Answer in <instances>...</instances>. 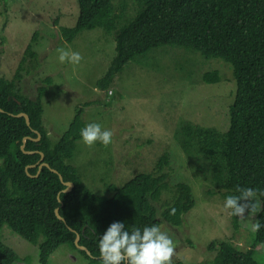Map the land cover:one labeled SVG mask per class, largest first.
<instances>
[{
    "label": "trees",
    "instance_id": "1",
    "mask_svg": "<svg viewBox=\"0 0 264 264\" xmlns=\"http://www.w3.org/2000/svg\"><path fill=\"white\" fill-rule=\"evenodd\" d=\"M76 0L78 15L72 27H60L58 34L70 42L84 30L102 28L114 37V56L106 73L97 80L100 91L111 93V85L124 66L159 46L194 50L204 59L219 58L227 63L235 81V96L229 106L228 127L218 130L192 123H182L175 139L187 160L200 162L204 179L218 190L221 199L238 195L237 187L264 189V0ZM135 14L123 18V5ZM34 32L25 47L12 77L0 74V230L6 225L15 235L37 248L39 264L60 246L85 247L86 258L100 264L98 235L114 221L125 222V228L166 223L180 227L182 217L194 207L191 186L177 183L170 201L157 209L155 204L168 188L171 169L168 153L154 161L151 170L134 175L121 186H107L109 196H98L82 182L80 173L67 161L74 154L80 130L85 126L78 108L67 129L52 143L42 125V99L50 85L45 77L35 89V97L24 96L17 86L23 66L31 67L37 60L33 45ZM171 50V49H169ZM29 72V71H28ZM205 84L218 82L216 70L204 72ZM110 95V94H109ZM91 104V103H90ZM88 103V105H90ZM87 106V105H85ZM24 113V118L12 117ZM226 117V116H225ZM25 151L20 150L22 139ZM43 162L56 170L63 182H71L69 192L58 175L36 165ZM198 161V162H197ZM207 195H214L212 190ZM255 216L264 223V198ZM154 203V204H153ZM58 209L59 221L54 214ZM231 226L237 230V217L231 216ZM248 249L240 250L230 242H211L215 251L213 264H259L255 258L261 247L264 253V228L255 231ZM14 250L0 239V264L22 263ZM174 264V263H171ZM178 264V263H177Z\"/></svg>",
    "mask_w": 264,
    "mask_h": 264
},
{
    "label": "rangeland",
    "instance_id": "2",
    "mask_svg": "<svg viewBox=\"0 0 264 264\" xmlns=\"http://www.w3.org/2000/svg\"><path fill=\"white\" fill-rule=\"evenodd\" d=\"M121 5L123 18L119 26L135 14V10L130 13L124 3ZM113 6L120 7V1L113 0ZM77 15L76 0H0V74L12 77L23 50L37 32L33 45L37 60L29 68L23 66L17 86L24 96L34 99L42 79L50 78L42 99V125L52 143L67 129L78 108L83 109L81 119L85 125L96 122L111 130L107 146L97 142L89 147L79 139L67 161L98 196L108 197L107 186L119 187L137 173L150 171L156 158L168 153V188L156 208L171 200L177 183L191 186L195 202L182 217L180 227L163 222L159 226L173 241L171 263L213 264L216 253L208 250L211 242L228 241L240 250L248 249L255 234L250 225L260 208L259 199L255 214L247 215L246 210L242 218L237 217L234 230L218 190L204 179L200 168L203 164L188 161L173 140L182 123L218 130L228 127V109L236 88L230 66L219 58L204 59L194 50L159 46L124 66L109 95L100 91L96 82L114 56V37L95 28L78 33L70 42L63 41L59 28L72 27ZM62 50L78 51L80 62H61L58 56ZM212 70L218 72V82L203 83L202 74ZM208 190L215 194L207 195ZM0 239L25 258L17 264H39L37 248L6 225L0 230ZM261 247H257L255 258L264 264ZM48 264L96 263L77 249L62 245L50 255Z\"/></svg>",
    "mask_w": 264,
    "mask_h": 264
},
{
    "label": "clouds",
    "instance_id": "3",
    "mask_svg": "<svg viewBox=\"0 0 264 264\" xmlns=\"http://www.w3.org/2000/svg\"><path fill=\"white\" fill-rule=\"evenodd\" d=\"M58 59L76 65L81 60L78 51H60ZM110 94V93H109ZM80 140L85 146H93L97 142L107 146L110 143L112 132L102 128L99 123H87L79 133ZM238 195H226L222 208L228 214L242 218L254 215L259 198H264V189L255 187H237ZM252 231L264 228V223L256 220L250 225ZM98 258L100 264H171L174 252L173 241L164 231L155 224H146L131 231L125 228V222H111L97 241Z\"/></svg>",
    "mask_w": 264,
    "mask_h": 264
},
{
    "label": "water",
    "instance_id": "4",
    "mask_svg": "<svg viewBox=\"0 0 264 264\" xmlns=\"http://www.w3.org/2000/svg\"><path fill=\"white\" fill-rule=\"evenodd\" d=\"M0 113H3V111H2L1 109H0ZM11 116H12V117H17V118H20V117L24 118L26 125L29 126V119H28V116H27L26 114H24V113H19V114H17V115H11ZM39 138H40L39 134H37V137H36L35 139H31V138H29V137H24V138L22 139V144H21V146H20V150H21L24 154H28V155H30V154H32V153H35V152L25 151V150H24L25 142H26V140H32V141H35V142H36V141L39 140ZM36 153H39V155H40V159H39V161L36 163V165L28 166V167L25 168V173H26V175H27V176H30V175L28 174V172H27V169H28V168H33V167L36 166V167H37V171H36V174L33 176V177H36V176L39 174V172H40V170L42 169V167H45V168L49 169L52 173H55V174L58 175V178H59L60 182L65 186V189L63 190V192H69V191L72 189V187H73L72 183H71V182H63L62 177L57 173V171H56V170H53V169H50L49 166H48L46 163L43 162V154H42L41 152H37V151H36ZM30 177H31V176H30ZM54 214H55V217H56L59 221L64 222L63 218L60 217V215H59V213H58V209H55V210H54ZM78 241H79V236L76 235V238H75V240H74V245H75V247H76L78 250L84 251L88 256H90V253L88 252V250H87L85 247H83V246H79Z\"/></svg>",
    "mask_w": 264,
    "mask_h": 264
}]
</instances>
